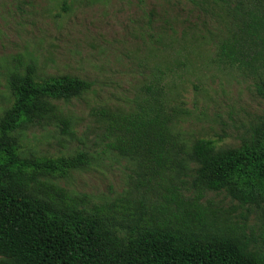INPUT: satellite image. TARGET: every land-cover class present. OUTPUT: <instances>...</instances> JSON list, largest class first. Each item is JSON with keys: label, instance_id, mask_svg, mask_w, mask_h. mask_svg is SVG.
Returning <instances> with one entry per match:
<instances>
[{"label": "trees", "instance_id": "16d2710c", "mask_svg": "<svg viewBox=\"0 0 264 264\" xmlns=\"http://www.w3.org/2000/svg\"><path fill=\"white\" fill-rule=\"evenodd\" d=\"M216 58L263 76V18L251 15ZM91 86L74 77L37 80L32 64L10 74L11 103L0 116V264H264L244 223L251 211L264 215V123L238 148H219L180 142L156 98L139 113L102 112L108 148L133 162L137 180L124 197L91 205L58 184L88 164L86 153L47 158L21 147L35 128L54 124L67 135L69 120L53 102ZM209 193L247 209L243 222L204 205Z\"/></svg>", "mask_w": 264, "mask_h": 264}, {"label": "rangeland", "instance_id": "374dc122", "mask_svg": "<svg viewBox=\"0 0 264 264\" xmlns=\"http://www.w3.org/2000/svg\"><path fill=\"white\" fill-rule=\"evenodd\" d=\"M251 15L264 20V0H0V116L11 103L10 74L29 64L37 80L90 82L78 98L53 102L69 120L67 135L54 124L35 128L21 147L47 158L84 152L88 164L58 184L91 205L124 197L136 167L108 148L102 112L139 113L156 98L180 142L219 148H238L263 125L264 75L216 58ZM202 203L237 223L247 212L223 193ZM244 223L264 249V215L251 211Z\"/></svg>", "mask_w": 264, "mask_h": 264}]
</instances>
